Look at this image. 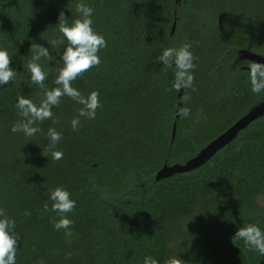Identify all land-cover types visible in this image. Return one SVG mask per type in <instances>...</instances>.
Instances as JSON below:
<instances>
[{"label": "trees", "instance_id": "obj_1", "mask_svg": "<svg viewBox=\"0 0 264 264\" xmlns=\"http://www.w3.org/2000/svg\"><path fill=\"white\" fill-rule=\"evenodd\" d=\"M78 2L0 0V49L16 71L0 86V208L16 222V264H143L145 256L158 264L173 257L185 264H264L243 241L232 242L240 227L264 231V206L255 203L264 195V115L198 168L155 180L164 163H183L264 99L251 92L248 69L232 65L242 48L264 55V0H83L107 46L100 65L72 86L85 96L99 93L95 118L82 117L73 131L81 105L64 96L33 137L11 131L22 119L18 96L38 106L44 95L27 68L31 44L49 49L54 59L39 63L49 73L45 88L58 87L67 42L55 50L51 41L63 38L56 26L61 11L69 24L79 18ZM184 42L195 57V91L184 89L178 107L174 70L157 57ZM179 108L190 115L176 118ZM50 127L62 135L59 161L48 151ZM56 187L76 205L67 214V239L53 228L59 216L44 211Z\"/></svg>", "mask_w": 264, "mask_h": 264}, {"label": "clouds", "instance_id": "obj_2", "mask_svg": "<svg viewBox=\"0 0 264 264\" xmlns=\"http://www.w3.org/2000/svg\"><path fill=\"white\" fill-rule=\"evenodd\" d=\"M76 12L79 18L68 23L63 11L58 16V31L62 39L51 41L52 47L58 50L61 45L67 42L64 51L60 54L62 66L57 69L58 75L54 83L58 87L52 89L45 88V81L49 73L44 70L39 61L46 58L48 61L54 59L50 55L49 49L32 43L30 49L32 56L27 64L31 82L41 89L44 95L39 105L23 95L18 96L16 108L22 119L17 120L11 128L13 132H23L26 137H33L40 131L38 124L49 119H53L52 108L58 106L62 97L67 96L81 107L77 108V115L70 121L73 131H77L81 125V118L94 119L96 110L101 107L99 93L92 91L88 95L81 94L72 86L73 81L83 76L93 67H98L101 63L99 52L107 46L103 35L97 33L93 28V8L86 5L83 0L76 3ZM191 44L184 42L179 48L168 47L157 57V61L162 63L166 69H173L175 78L173 89L179 92L181 89H192L195 91L192 70L195 68L193 63L195 57L190 51ZM60 62V61H59ZM12 56L6 49H0V86L9 84L15 77L16 71L11 67ZM249 73L250 90L253 94L264 93V64L245 61ZM187 99V97H185ZM178 115L187 118L190 115L189 108H179ZM55 123L56 121L53 120ZM49 138L48 151L54 161L63 159V152L56 150V145L62 139V135L55 128H49L47 132ZM51 207L44 205V211L54 212L59 219L52 218L53 228L57 231L63 229L65 237L70 238L73 233L71 227L73 221L67 214L75 208V201L71 199L70 193L62 187H56L49 193ZM30 215V213H26ZM16 222L8 217L7 211L0 208V264H16L18 234L15 232ZM234 240L243 241L249 251H256L264 256V231L255 224L240 227L232 237ZM68 256L71 253L67 254ZM39 264H43L40 261ZM143 264H158V261L151 256H145ZM165 264H185L177 257L169 258Z\"/></svg>", "mask_w": 264, "mask_h": 264}, {"label": "water", "instance_id": "obj_3", "mask_svg": "<svg viewBox=\"0 0 264 264\" xmlns=\"http://www.w3.org/2000/svg\"><path fill=\"white\" fill-rule=\"evenodd\" d=\"M178 2L179 0H175ZM176 20L173 21L171 26V33L174 32ZM236 60H250L264 64V55L250 49L242 48L237 51ZM184 90H180L177 93V106H181L183 103ZM178 109L176 111V118H178ZM264 115V99L260 100L253 106H251L247 112L236 119L229 127L218 134L215 138L206 143L197 153L185 160L183 163H164L155 173V180L169 177L175 173L187 172L198 168L208 161L219 150L231 143L239 134L240 131L245 129L252 121ZM176 132V123L172 126V140L174 139Z\"/></svg>", "mask_w": 264, "mask_h": 264}, {"label": "rangeland", "instance_id": "obj_4", "mask_svg": "<svg viewBox=\"0 0 264 264\" xmlns=\"http://www.w3.org/2000/svg\"><path fill=\"white\" fill-rule=\"evenodd\" d=\"M204 118H206V114L202 115ZM197 138L199 137V134L196 136ZM255 203L258 204L259 206H264V195H258L255 198Z\"/></svg>", "mask_w": 264, "mask_h": 264}, {"label": "flooded vegetation", "instance_id": "obj_5", "mask_svg": "<svg viewBox=\"0 0 264 264\" xmlns=\"http://www.w3.org/2000/svg\"><path fill=\"white\" fill-rule=\"evenodd\" d=\"M245 61H250V60H236V59H233V62H232V65L235 66V65H241V68L243 69H248L247 68V65L245 64Z\"/></svg>", "mask_w": 264, "mask_h": 264}]
</instances>
